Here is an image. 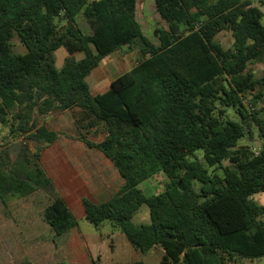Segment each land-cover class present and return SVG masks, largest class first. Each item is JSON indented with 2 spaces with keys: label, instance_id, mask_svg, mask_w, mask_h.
<instances>
[{
  "label": "trees",
  "instance_id": "obj_1",
  "mask_svg": "<svg viewBox=\"0 0 264 264\" xmlns=\"http://www.w3.org/2000/svg\"><path fill=\"white\" fill-rule=\"evenodd\" d=\"M153 2L163 24L153 32L156 42L136 19L137 0H0V122L10 136L36 145L14 160L0 151V201L52 189L40 152L60 134L39 119L76 109L82 128L103 126L100 142L83 133L77 140L102 153L123 180L105 202L82 199L90 224L109 222L141 254L160 248L161 264L264 257V206L251 199L264 192V73L250 69L264 63V13L251 0ZM222 33L230 34L226 45ZM14 37L24 54L11 50ZM124 47L138 50L135 65L93 95L86 78ZM60 48L69 57L58 69L52 57ZM253 129L256 151L238 144ZM158 174L166 177L163 190L143 194L139 184ZM142 205L150 223L136 225ZM42 218L53 237L78 226L59 195Z\"/></svg>",
  "mask_w": 264,
  "mask_h": 264
},
{
  "label": "rangeland",
  "instance_id": "obj_2",
  "mask_svg": "<svg viewBox=\"0 0 264 264\" xmlns=\"http://www.w3.org/2000/svg\"><path fill=\"white\" fill-rule=\"evenodd\" d=\"M254 5L264 13V4L262 0H251ZM149 2V3H147ZM136 18L141 25L145 36L156 42L153 32L155 29L163 26L162 21L155 12L153 0H137ZM80 26L84 29L82 19L78 17ZM261 23L264 24V18ZM218 40L226 45L231 41L229 33H222ZM11 50L17 54H24L26 49L20 43L17 37L10 42ZM68 54L63 48L58 49L52 57L53 65L61 68L68 58ZM83 57V54H75L76 60ZM138 50H130L126 47L113 54L112 58H106L100 62V65L86 78L90 89L94 92H103L108 89V83L128 70L138 59ZM113 65L114 71L111 72L109 66ZM255 77H260L264 73V63L251 65ZM101 76L98 79V75ZM103 83V86L97 88V83ZM248 104V99H245ZM228 117L235 118L232 110H229ZM78 110L55 112L40 118V123L46 124L49 128L59 133V139L51 146L40 152V164L51 179V190H39L31 196L23 199H12L8 203L10 217L2 216L0 224L8 220L15 224L11 229L0 231V256L3 257L2 264H91V256L101 255L104 262H111V259L123 262H134L143 260L146 264H161L158 257L160 248H154L146 254H141L134 250L126 237L109 222H104L101 226L95 227L90 224L85 216L83 205L77 197V161L89 158L91 160L101 161L104 158L94 150H87L77 141L78 132L86 134L82 128L84 122L80 119ZM83 122V123H82ZM102 125L96 129L88 130L86 135L92 141H100ZM260 140L256 129H253V137H245L239 140V145H248L251 150H257L255 146ZM22 148L27 149L30 154L36 151V145L27 140L24 136L12 137L9 135V129L0 122V151L7 149L11 159H15ZM89 153V154H88ZM197 157L202 161V153L198 152ZM110 163V162H109ZM112 165V164H111ZM224 166L229 165L228 161L223 162ZM101 166V165H99ZM101 171L109 168L99 167ZM114 171L116 168L112 165ZM97 169V168H96ZM209 172L222 175L219 168H209ZM117 172V171H116ZM121 179V178H120ZM122 181V179H121ZM166 177L158 174L139 184L138 188L143 194L149 196L163 190ZM195 188L198 183L195 182ZM55 195L62 196L69 205L71 212L78 222L77 230L84 237L90 240L98 239V245L89 246L85 243L83 237L74 230L66 239H56L52 242L54 236L50 227L43 222L42 212L50 203ZM251 199L259 206H264V192L251 196ZM2 208V206H0ZM5 220V221H4ZM264 220V216L261 217ZM132 222L136 225H147L150 223L148 208L142 205L134 214ZM27 223V225H25ZM4 225V224H3ZM113 241L114 250L111 251L108 242ZM92 249V250H91ZM98 253V254H97ZM238 264H264V257L252 260H243Z\"/></svg>",
  "mask_w": 264,
  "mask_h": 264
},
{
  "label": "crops",
  "instance_id": "obj_3",
  "mask_svg": "<svg viewBox=\"0 0 264 264\" xmlns=\"http://www.w3.org/2000/svg\"><path fill=\"white\" fill-rule=\"evenodd\" d=\"M150 1V0H149ZM149 3V2H147ZM138 7V6H137ZM137 19V18H136ZM138 21V20H137ZM80 54V53H79ZM115 54V53H113ZM113 54H111L110 56H108L107 58H112ZM81 59V58H80ZM106 59V58H105ZM79 60V59H78ZM136 63V62H135ZM135 63L128 69L126 70L125 72L129 71L132 69V67L135 65ZM109 69L111 72L114 71V67L113 65H110L109 66ZM125 72H123L122 74H124ZM120 74V75H122ZM98 75V73H97ZM100 75V74H99ZM98 75V79L101 77ZM119 75V76H120ZM118 77V76H117ZM116 77V78H117ZM115 79V78H114ZM112 79L109 83H108V88L110 86V83L114 80ZM89 85V84H88ZM103 86V83L101 82H98L97 83V88ZM91 87V86H89ZM108 90V89H106ZM105 90V91H106ZM91 93L93 95H96V94H100V93H103V92H94L92 91V89H90ZM73 110H76V109H73ZM73 110H67V111H73ZM51 129V128H50ZM84 129V128H83ZM96 129V128H94ZM53 130V129H51ZM86 130V134L87 135L89 133L90 130L92 129H85ZM89 130V131H88ZM102 131V130H101ZM80 133H83V132H78V136ZM101 136H102V133H101ZM87 137V136H86ZM59 139V138H58ZM57 139V140H58ZM89 139V138H88ZM103 139V136L101 138V140ZM56 140V141H57ZM90 140V139H89ZM100 140V141H101ZM55 141V142H56ZM78 141V140H77ZM92 141V140H91ZM98 141V142H100ZM54 142V143H55ZM79 142V141H78ZM96 142V141H94ZM53 143V144H54ZM52 144V145H53ZM51 145V146H52ZM80 145L83 146L87 151L86 152H89L91 150H94L95 152H97L99 155H101L104 159L101 160V161H97V160H91L89 158H85V159H82L81 161H77V197L80 199V202L82 201L83 198L85 199H88L90 200L91 202L93 203H102V202H105L107 200H109L115 193H117L119 191V189L122 187L123 185V180L121 181V177L119 175L118 172L114 171L113 168H112V163L102 154L100 153L99 151L95 150V149H90L88 147H86L84 144H82L80 142ZM49 146V147H51ZM48 147V148H49ZM89 154V153H88ZM110 162V163H109ZM112 164V165H111ZM101 165V166H99ZM98 166L99 167H103V168H109L107 170H104V171H101L98 169ZM114 166V165H113ZM97 168V169H96ZM121 178V179H120ZM51 180V179H50ZM60 196V195H59ZM62 197V196H61ZM27 198V197H26ZM63 198V197H62ZM17 199V198H15ZM23 199V198H21ZM12 200V199H11ZM63 200L65 201V199L63 198ZM10 202V201H9ZM8 202V203H9ZM66 203V201H65ZM82 203V202H81ZM67 204V203H66ZM0 206H2V208H0V220H2V216H6V219L8 217H10V211L8 209V204L6 206H4L1 201H0ZM67 206L69 207V205L67 204ZM70 209V207H69ZM84 210V209H83ZM71 211V210H70ZM4 214V215H3ZM43 220V218H42ZM5 221V220H4ZM44 222V221H43ZM4 224V225H3ZM3 224H0V231H5V230H8V229H11L13 226H16L15 224H13L12 222H10L9 220L7 222H4ZM27 225V223L25 224ZM74 230H76L78 233L77 234H80L81 237H83L85 243H87L89 246H91L92 244L94 246H97L99 243L98 239L94 238L92 240H90L88 237H84L81 232L79 230H77V228L71 230L68 234L66 235H63V236H60V237H52L51 240L52 242H56V239H63L65 240L66 239V236H69L70 233H72ZM128 241V240H127ZM130 244V243H129ZM108 245L111 249V251L114 250V244H113V241L112 240H109L108 242ZM131 245V244H130ZM92 250V249H91ZM135 250V249H134ZM98 254V253H97ZM99 255V254H98ZM98 255H95V256H91V259H90V263H91V260H95V259H99V261L102 263V264H115V263H121V264H126V263H130V262H123L122 258H120L119 260H114V259H111V262H104L102 259H101V255L98 256ZM162 256H163V251H159L158 253V257L160 259H162ZM3 257L0 256V264L3 263ZM139 261H143L142 259L139 260ZM144 262V261H143ZM145 263V262H144ZM146 264V263H145Z\"/></svg>",
  "mask_w": 264,
  "mask_h": 264
}]
</instances>
